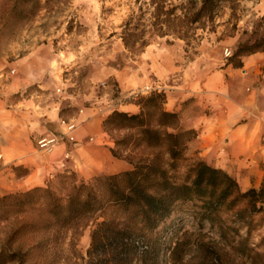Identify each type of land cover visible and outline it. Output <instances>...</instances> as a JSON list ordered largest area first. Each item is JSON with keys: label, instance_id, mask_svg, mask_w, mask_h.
Instances as JSON below:
<instances>
[{"label": "rangeland", "instance_id": "obj_1", "mask_svg": "<svg viewBox=\"0 0 264 264\" xmlns=\"http://www.w3.org/2000/svg\"><path fill=\"white\" fill-rule=\"evenodd\" d=\"M256 3L227 0L213 20L189 26L180 16H162L151 27V16H129L136 11L132 0H0V81H15L19 88L8 99H33L37 110H54L76 127L80 115L95 114L103 122L119 105L164 92L181 78L203 77L225 65L239 68L234 53L241 43L264 51V20ZM126 21L131 33L167 35L153 37L143 49H127L121 40ZM131 133L105 132L118 157L136 163L158 154L115 146ZM193 164L181 162L177 180ZM66 171L74 172L66 169L49 182L56 195L57 176ZM194 210L193 204L182 205L164 222L190 247L181 264H264V196L241 201L214 225L201 223ZM96 218L62 228L49 223L43 199L22 209L0 204V264H83L91 229L102 220Z\"/></svg>", "mask_w": 264, "mask_h": 264}, {"label": "trees", "instance_id": "obj_2", "mask_svg": "<svg viewBox=\"0 0 264 264\" xmlns=\"http://www.w3.org/2000/svg\"><path fill=\"white\" fill-rule=\"evenodd\" d=\"M226 1L132 0L136 11L129 16H151V27L160 23L162 16L166 21L180 16L177 19L186 20L190 26L203 19L213 20ZM130 25L126 21L121 33L127 49H143L153 37L167 35L152 32L146 37L145 33H131ZM255 52L254 44L241 43L234 56ZM236 67H241V63ZM165 101L163 91H152L134 102L139 107L137 114L115 110L102 122L104 132H132L116 141L115 146L154 149L159 151L157 155L131 163L127 171L95 176L88 181L66 171L57 176L61 194L56 195L48 183L26 192L9 193L0 199V204L22 209L35 198L43 199L49 223L62 228L82 219L102 218L91 229L83 264H181L190 247L179 240L174 228H164L165 219L175 208L193 204L195 217L201 223L214 225L223 212L241 201L264 196V180L258 190L243 193L233 177L200 161L189 167L185 178L177 180V170L186 161V144L195 132L180 128L178 114L165 110ZM111 153L118 157L114 149Z\"/></svg>", "mask_w": 264, "mask_h": 264}, {"label": "crops", "instance_id": "obj_3", "mask_svg": "<svg viewBox=\"0 0 264 264\" xmlns=\"http://www.w3.org/2000/svg\"><path fill=\"white\" fill-rule=\"evenodd\" d=\"M255 7L261 15L257 17H263L264 0H257ZM239 59V68L225 65L164 88V109L178 114L180 128L195 132L186 144V160L221 169L246 191L264 180V51ZM15 85L0 81V196L46 186L66 169L87 180L131 168L130 161L112 155L102 117L95 114L78 117L72 141L65 139L50 152L40 151L38 140L64 134L66 129L54 110H37L33 99H8L18 91ZM116 109L139 112L132 102Z\"/></svg>", "mask_w": 264, "mask_h": 264}, {"label": "built area", "instance_id": "obj_4", "mask_svg": "<svg viewBox=\"0 0 264 264\" xmlns=\"http://www.w3.org/2000/svg\"><path fill=\"white\" fill-rule=\"evenodd\" d=\"M60 125H63L65 127V133L55 135L54 137L50 139H40L37 141V148L40 151L43 152H50L55 146L65 141V139H68L69 141H72V138L70 137V134L75 130L76 125L71 122H65L63 120H60ZM69 154L66 153L64 155L65 158H68Z\"/></svg>", "mask_w": 264, "mask_h": 264}]
</instances>
